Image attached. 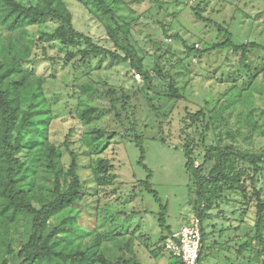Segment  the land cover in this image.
Returning <instances> with one entry per match:
<instances>
[{
	"label": "rangeland",
	"instance_id": "obj_1",
	"mask_svg": "<svg viewBox=\"0 0 264 264\" xmlns=\"http://www.w3.org/2000/svg\"><path fill=\"white\" fill-rule=\"evenodd\" d=\"M18 1L33 6L47 2ZM62 2L77 32L124 55L112 41L116 36L150 80L145 82L143 75L138 80L131 62L103 55L85 64L79 56L66 61L68 52L84 44L65 45L51 38L59 33V22L8 28L0 12V74L9 70L17 82L14 136L24 146L19 156L25 168L31 166L20 173L19 185L29 189L30 203L39 208L55 196L56 186L61 190L68 185L74 154L84 197L77 208L53 216L47 232L76 216L71 226L80 235L56 234L58 247L111 263L135 256L141 264H181L165 249L166 239H160L197 218L194 208L202 203L185 168L186 135L194 142L196 164L203 160L202 139L209 147L264 154V50H251L245 58L230 49L203 51L224 40L218 24L231 32L236 44L264 45V0H104L110 13L90 0ZM195 7L212 23L197 20ZM109 89L120 91L114 110L106 95ZM122 93L129 97L125 106ZM91 108L96 114L86 123L82 115ZM200 110L202 116L186 117ZM27 118L28 125L22 127ZM134 134L142 135L144 164L157 197L139 183L148 172L138 163ZM101 160L112 166L115 178L110 183L100 180ZM229 161L252 176L249 163L235 155ZM241 180L244 191L207 187L220 198L203 220L208 254L201 264H264V250L255 237L256 197L264 202V164L255 183L247 176ZM163 213L170 232L161 230ZM27 239L25 216L0 214V253L5 255L11 246L9 264H19L16 254Z\"/></svg>",
	"mask_w": 264,
	"mask_h": 264
},
{
	"label": "trees",
	"instance_id": "obj_2",
	"mask_svg": "<svg viewBox=\"0 0 264 264\" xmlns=\"http://www.w3.org/2000/svg\"><path fill=\"white\" fill-rule=\"evenodd\" d=\"M83 1V0H78ZM97 3L106 12H111L106 7L104 0H90ZM0 12L3 13L2 23L8 28H16L22 24H34L42 23L47 20L56 21L60 23L59 33L52 34L51 38H59L65 45L83 43L84 46L75 52H68L66 61L79 56V61L85 64L88 59L93 56L103 55L113 60H119L122 62H131L140 75H143L144 81L150 80V75L141 64H136L135 55L130 52L126 47L122 46L116 36L112 35V41L114 45L122 50L124 55L115 53L114 51L96 44L93 40L80 32H77L71 21V15L64 6L62 0H47L43 5H26L18 0H0ZM195 18L204 23H212L209 18L201 15L199 7L194 8ZM217 30L224 36L222 42L214 43L203 51L205 53L217 50V49H230L234 52L240 53L243 58L254 49L264 50V45L256 42H245L242 44H236L233 41L231 32L221 26L216 25ZM124 34L127 29L124 26L121 27ZM194 51V48H190ZM7 70V73L0 74V197L3 198V208L0 214L8 215L11 219L21 215L26 217L28 239L21 246L16 256L19 258V264H141L139 260L132 256L129 259L118 260L116 263L107 262L101 258H96L94 254H88L85 251L80 252H67L58 247V243L53 239L56 234H69L71 236H77L79 229L72 228L71 225L78 219L76 216H70L65 218L61 224L54 227L47 232L50 219L61 212L67 207L77 208L80 206V200L83 199V193L81 192V183L79 177L75 172V155L73 154L72 167L69 170V182L67 186H64L61 190L55 187V196L50 200L41 203L39 208L34 207L30 203L29 189L23 188L19 185L20 173L24 169H30L31 166L25 168L24 161L20 158L24 146L20 142L18 136H14L16 114L19 109V100L17 92L16 80L13 81L12 77ZM7 78V79H6ZM6 79V81H5ZM20 85V84H18ZM120 91L116 89H109L106 92L107 97L110 98V108L115 109V98ZM122 106L127 104L129 99L127 94L122 93L120 96ZM96 114L95 108H91L84 112L82 115L84 121L89 123L93 116ZM204 114L203 111H197L195 113L187 112L186 117L195 119ZM186 120V119H185ZM28 118L24 120L22 127L28 125ZM27 123V124H26ZM189 121H185L184 128H188ZM202 138L204 133L201 132ZM134 142L140 151V157L138 163L144 167L148 172V177L145 180L139 181L140 185L144 187L148 192H153L150 184L149 177L151 176L150 170L144 164L145 149L143 146L142 135L134 134ZM204 155L200 164H196L195 158V145L189 134L186 135V140L183 146V154L186 159L185 168L191 175L194 184L197 186V194L202 202L197 205L194 210L201 225L202 239L201 248L197 264L201 263L203 244L206 240V233L203 226V220L207 218V210L211 209L213 204L220 198V195L215 196L211 191L208 193L207 187H222L223 185L229 190L244 191L246 188L245 182L242 181L243 176H247L253 183L256 182V173L260 170V163L264 164V154H253L244 152L241 150L233 151L232 148L219 149L214 146H206L204 139H202ZM235 155L239 160L249 163L254 167L252 176L249 175L246 168H237L236 164L229 161V157ZM213 162V166L207 170L208 166ZM100 169L103 175L100 176V180L103 183H110L115 178V174L112 173V166L107 165L104 161L99 163ZM256 221H255V237L258 238L259 244L264 250V202L257 196L256 197ZM161 230H169L170 227L166 226L164 213L161 214L159 219ZM167 239L161 237L160 240ZM240 248L241 253L244 249ZM158 249V248H157ZM11 253V246L8 244L5 255L0 253V264H9V260L6 255ZM179 260V259H178ZM180 261V260H179ZM103 262V263H102ZM182 264V262L180 261Z\"/></svg>",
	"mask_w": 264,
	"mask_h": 264
},
{
	"label": "built area",
	"instance_id": "obj_3",
	"mask_svg": "<svg viewBox=\"0 0 264 264\" xmlns=\"http://www.w3.org/2000/svg\"><path fill=\"white\" fill-rule=\"evenodd\" d=\"M140 74L136 77L140 80ZM201 225L198 218H194L188 225L182 226L172 233L165 241V249L178 258L182 264H197L201 248Z\"/></svg>",
	"mask_w": 264,
	"mask_h": 264
},
{
	"label": "crops",
	"instance_id": "obj_4",
	"mask_svg": "<svg viewBox=\"0 0 264 264\" xmlns=\"http://www.w3.org/2000/svg\"><path fill=\"white\" fill-rule=\"evenodd\" d=\"M206 233V232H205ZM206 242V241H205ZM204 242V244L202 245L203 246V253H202V257H203V255H204V253H205V248H206V243ZM205 254H208V253H205ZM227 259V258H226ZM229 259V258H228ZM231 259H229V261H230ZM202 261V260H201ZM201 264V263H200Z\"/></svg>",
	"mask_w": 264,
	"mask_h": 264
}]
</instances>
